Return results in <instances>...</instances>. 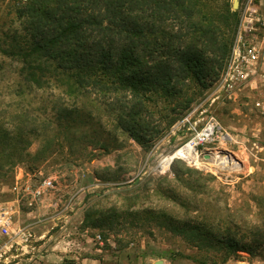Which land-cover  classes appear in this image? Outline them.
I'll return each instance as SVG.
<instances>
[{"label": "rangeland", "instance_id": "1", "mask_svg": "<svg viewBox=\"0 0 264 264\" xmlns=\"http://www.w3.org/2000/svg\"><path fill=\"white\" fill-rule=\"evenodd\" d=\"M20 1L26 0H0L1 39L22 32L15 11ZM235 1L203 3L218 13L228 6L238 11L239 26L249 0ZM253 3L264 18V0ZM17 68L16 61L0 54V201L12 197L11 186L22 173L43 172L54 187L28 217L33 221L31 239L14 243L2 264H57L63 255L65 262L72 261L74 254H109L119 264H152L156 259L165 264H243L264 258V244L253 254L241 251L235 257L208 236L201 243L185 236L192 229L218 233L231 220L238 224L233 228L238 237L254 226L264 229V119L253 89L229 96L220 84L223 68L184 111L168 100L149 104L148 130L137 140L116 126L101 99H62L58 107L73 110V118L63 128L55 124L46 130L43 119L57 113L47 103L52 94L41 89L16 96ZM189 84L194 95L199 87ZM22 114L35 129L24 158L10 168L22 146L7 133L20 125ZM211 115L233 140L198 137ZM254 134L260 137L256 146ZM188 144L195 158L179 153L165 164ZM210 149L248 157L249 165L222 170L221 162L205 158ZM219 219V229H212Z\"/></svg>", "mask_w": 264, "mask_h": 264}, {"label": "trees", "instance_id": "2", "mask_svg": "<svg viewBox=\"0 0 264 264\" xmlns=\"http://www.w3.org/2000/svg\"><path fill=\"white\" fill-rule=\"evenodd\" d=\"M20 2L15 11L22 32L0 38V54L18 64L19 81L12 92L23 96L42 89L52 94L47 103L57 113L43 119L46 130L55 124L63 128L73 118V110L58 107L62 99H101L116 126L137 140L148 130L149 104L163 99L184 111L215 80L228 62L239 23L238 11L228 6L218 13L203 0ZM189 83L201 89L192 95ZM26 117L22 114L20 125L7 133L22 146L10 168L30 145L35 128ZM215 224L212 229L220 219ZM237 226L231 220L218 233L192 229L185 236L199 243L208 236L235 257L241 251L253 254L264 244L263 228L254 226L238 237Z\"/></svg>", "mask_w": 264, "mask_h": 264}, {"label": "built area", "instance_id": "3", "mask_svg": "<svg viewBox=\"0 0 264 264\" xmlns=\"http://www.w3.org/2000/svg\"><path fill=\"white\" fill-rule=\"evenodd\" d=\"M264 18L258 12L253 0H249L237 29V35L226 66L221 75L220 84L229 96L247 87L256 92V107L264 119ZM263 31V33H262ZM194 111V110H193ZM192 114V112H191ZM191 114L189 116H191ZM220 134V135H219ZM203 141L228 136L216 117L211 115L201 131L197 133ZM253 145L260 143L259 135H252ZM264 148V145H262ZM214 149H210L213 152ZM223 150V149H221ZM225 150V149H224ZM230 151V150H228ZM237 167L244 169L249 165L248 157H240ZM230 155V154H229ZM231 155V156H233ZM234 158V157H233ZM236 167L226 165L225 170ZM54 187V180L43 172L21 174L11 186L12 197L0 201V264L16 242H27L33 236V221L28 219Z\"/></svg>", "mask_w": 264, "mask_h": 264}, {"label": "crops", "instance_id": "4", "mask_svg": "<svg viewBox=\"0 0 264 264\" xmlns=\"http://www.w3.org/2000/svg\"><path fill=\"white\" fill-rule=\"evenodd\" d=\"M33 213H31L32 215ZM67 255H63L60 259H57V264H119L117 259H115L112 255L105 254L101 258H94L90 256H81L79 254H74L71 259L72 261L65 262L64 258ZM71 256V255H69ZM159 260L156 259L153 261L152 264H155V262ZM243 264H264V258H253L252 260H245L242 261Z\"/></svg>", "mask_w": 264, "mask_h": 264}, {"label": "bare ground", "instance_id": "5", "mask_svg": "<svg viewBox=\"0 0 264 264\" xmlns=\"http://www.w3.org/2000/svg\"><path fill=\"white\" fill-rule=\"evenodd\" d=\"M192 149V147H191V145L190 144H188L187 146H185V147H183V148H181V149H179L178 151H176L175 152V154H170L168 157H167V160H166V162H165V164H167V165H169L170 163H171V161H172V158L176 155V154H179V153H184L186 156H188L189 158H195V156L194 155H192V156H190V153H191V150ZM212 153V154H211ZM207 155H210V158H207L209 161H219V162H221L222 164H218V166L222 169V170H225V167H226V165H230V166H237L238 165V163H239V160H238V158L236 157V155H235V157L237 158H235L234 157V155L233 156H231V154L229 155V154H227V153H225V152H223V151H217L216 153H213V152H210V153H207L206 155H205V158H206V156ZM234 157V158H233ZM235 159H236V161L238 162H234L235 161ZM163 163V162H162Z\"/></svg>", "mask_w": 264, "mask_h": 264}, {"label": "water", "instance_id": "6", "mask_svg": "<svg viewBox=\"0 0 264 264\" xmlns=\"http://www.w3.org/2000/svg\"><path fill=\"white\" fill-rule=\"evenodd\" d=\"M235 4H238V0L235 1ZM222 151L225 152V153H227V154H231V155H233L232 152H230V151H228V150H224V149H223ZM206 158H210V155H207ZM155 264H165V263H164V260H163V259H159V260H157V261L155 262Z\"/></svg>", "mask_w": 264, "mask_h": 264}]
</instances>
